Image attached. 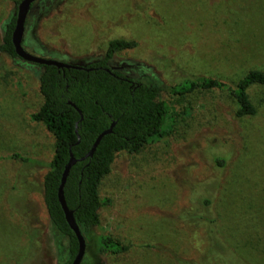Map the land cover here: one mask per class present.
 Returning <instances> with one entry per match:
<instances>
[{"label": "rangeland", "instance_id": "374dc122", "mask_svg": "<svg viewBox=\"0 0 264 264\" xmlns=\"http://www.w3.org/2000/svg\"><path fill=\"white\" fill-rule=\"evenodd\" d=\"M15 1L0 0V36ZM115 38L136 45L108 64L135 81L165 85L209 76L233 83L250 68L264 71V0H34L22 47L85 65L100 59ZM41 71L0 52V264H14L35 236L40 258L30 246L29 264L36 258L61 264L66 255V238L50 224L42 202L46 169L31 164L48 162L53 153L52 135L29 118L41 104ZM160 97L162 131L136 152L117 154L98 188L107 203L96 231L130 245L109 264H175L172 255L198 260L206 235L188 215L205 208L225 249L214 257L218 251L211 248L212 262L264 264V88L248 90L256 112L243 118L234 117L226 93ZM12 153L19 159L9 158ZM80 264L102 263L86 246Z\"/></svg>", "mask_w": 264, "mask_h": 264}, {"label": "trees", "instance_id": "16d2710c", "mask_svg": "<svg viewBox=\"0 0 264 264\" xmlns=\"http://www.w3.org/2000/svg\"><path fill=\"white\" fill-rule=\"evenodd\" d=\"M13 21L14 15L6 23L0 36V52L10 57L15 56L10 41ZM135 45L132 39H110L106 42L101 59L83 65L81 69H57L52 65H41L42 71L37 79L41 104L29 114V118L41 122L52 135L53 153L48 162L31 159V164L46 169L41 180V197L50 224L66 238V255L61 264L70 263L77 247L76 239L64 220L56 198V187L68 158V149L75 158L83 156L95 136L114 121L111 131L101 137L92 155L76 161L69 168L63 185L65 204L72 211L85 247L91 246L92 253L98 257L99 262L109 264L113 258L127 251L130 245L96 231L100 208L107 203L106 200H100L98 188L102 179L110 172L117 154L136 152L151 137L162 131L166 109L160 94L165 92L177 95L193 90L218 91L233 99L234 117L252 116L256 112L255 106L248 99V90L255 85L264 88L263 70L250 68L233 83L209 76L186 77L165 85H159L151 79L135 81L106 65L117 52L131 49ZM67 101L80 110L81 119ZM76 136L78 142L74 144ZM9 158L19 159L15 153L10 154ZM20 159L25 162L30 160ZM215 163L222 166L223 160L215 158ZM206 201L205 199L204 202ZM188 216L191 220L196 218V224L203 227L207 247L198 260L172 255V261L175 264H218L216 260H211V248L218 251L213 253L214 257L225 249L219 238L220 247L217 244L213 227L216 219L212 212L205 208L196 217L192 214ZM38 243L36 236L29 239L24 253L14 264H29L31 247L37 251L38 257L41 248ZM38 258L35 264H45L43 258Z\"/></svg>", "mask_w": 264, "mask_h": 264}, {"label": "water", "instance_id": "95a60500", "mask_svg": "<svg viewBox=\"0 0 264 264\" xmlns=\"http://www.w3.org/2000/svg\"><path fill=\"white\" fill-rule=\"evenodd\" d=\"M34 0H19L16 4L15 7V14H14V21H13V27L10 32V41L13 47V52L16 57L19 59L37 64V65H52L57 69H63V68H76V69H81L83 68L82 65L78 64H73V63H68L62 60H58L55 58H46V57H41L37 55H33L25 51L22 47V35H23V27H24V22L26 18L27 11L31 5V3ZM107 72H110L108 68H105ZM67 103L73 107V109L79 114V119H81V114L80 110L70 101H67ZM114 124V121H111L109 125L100 131L94 138L93 142L90 145L89 150L81 157L75 158L70 149H68V158L66 162L63 165L62 171L60 173L59 177V182L56 187V198L58 201V204L62 210V214L64 217V220L66 224L68 225L69 229L72 231L77 247H76V252L74 256L72 257L71 261L69 264H80L81 260L83 258L84 252H85V242L83 239V236L81 235V232L79 230L78 225L76 224L72 211L67 208L64 197H63V185L65 182V178L67 176V173L69 171V168L78 160H83L84 158L90 157L97 146L99 140L101 137L111 131V128ZM78 142V136H76V141L74 144Z\"/></svg>", "mask_w": 264, "mask_h": 264}, {"label": "flooded vegetation", "instance_id": "af4514ba", "mask_svg": "<svg viewBox=\"0 0 264 264\" xmlns=\"http://www.w3.org/2000/svg\"><path fill=\"white\" fill-rule=\"evenodd\" d=\"M30 8V7H29ZM101 59V58H100ZM98 59V60H100ZM59 60V59H58ZM97 61V60H96ZM95 62V61H94ZM69 63V62H68ZM92 63V62H91ZM74 64V63H73ZM89 64V63H88ZM79 65V64H78ZM86 65V64H85ZM106 65L111 69V70H114L109 64H108V61L106 63ZM83 66V65H82ZM116 71V70H115ZM118 72V71H117ZM122 74V73H121Z\"/></svg>", "mask_w": 264, "mask_h": 264}, {"label": "crops", "instance_id": "0c3cea01", "mask_svg": "<svg viewBox=\"0 0 264 264\" xmlns=\"http://www.w3.org/2000/svg\"><path fill=\"white\" fill-rule=\"evenodd\" d=\"M28 184V183H27ZM30 191H28V190H26L25 192L28 194V196H29V198H30V196H31V191H32V188L31 189H29Z\"/></svg>", "mask_w": 264, "mask_h": 264}]
</instances>
